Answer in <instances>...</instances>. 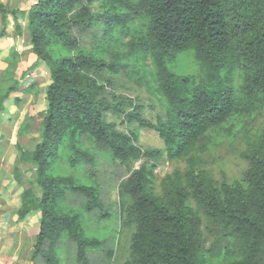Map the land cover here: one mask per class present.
I'll return each mask as SVG.
<instances>
[{"label":"trees","instance_id":"obj_1","mask_svg":"<svg viewBox=\"0 0 264 264\" xmlns=\"http://www.w3.org/2000/svg\"><path fill=\"white\" fill-rule=\"evenodd\" d=\"M0 12V34L7 13L21 31L19 8ZM27 17L51 76L38 140L20 156L40 190L24 189L16 212H41L30 264H116L119 236L100 234L111 218L130 234L125 264H264V121L250 129L264 114V0H37ZM188 51L200 74L170 68ZM10 57L0 116L21 87ZM148 58L163 99L153 118L128 93ZM144 130L164 147L143 146ZM249 130L247 168L219 182L206 150ZM165 154L186 169L159 177Z\"/></svg>","mask_w":264,"mask_h":264},{"label":"rangeland","instance_id":"obj_2","mask_svg":"<svg viewBox=\"0 0 264 264\" xmlns=\"http://www.w3.org/2000/svg\"><path fill=\"white\" fill-rule=\"evenodd\" d=\"M23 2L24 10L20 13L26 14L28 11L29 6H31L35 0H0V2L4 3L8 7H14L17 2ZM9 24V23H8ZM41 63V62H40ZM170 68L178 73L181 74H200L201 67L195 61L194 55L191 51L185 52L180 54L174 61L169 63ZM46 66L43 65V69H36L29 71L26 78H22L21 83L36 82L39 86L45 85L50 82V70L45 69ZM132 68L134 69V75L128 77V84L132 87L133 91L128 90V93H131L132 96L139 95L141 101L147 105L146 114L149 117L153 118V113L155 109L161 106V102L163 99L154 92L152 85L154 84L153 81V73H154V66L153 62L150 58L146 60V69L147 71H142L143 66L139 64H132ZM144 72V73H143ZM23 84L22 86H25ZM33 92H29L28 96H23V101L20 103H16L14 105V110L10 112V114H2L1 121H0V132L6 133V135H12L15 132V128L17 127V132L15 137L17 141L20 143L23 148H32L35 145V142L38 140V133L40 129V122L42 118V113L44 111L45 104H42V97L37 95V99L29 101L30 95ZM41 97V98H40ZM20 99L22 97H19ZM150 105L154 106L151 108ZM154 109V110H153ZM6 117V118H4ZM29 122L31 127H26L24 124L20 126L23 120ZM264 121V114L258 115L255 121L252 123L250 129L254 130L260 128ZM21 127V128H20ZM253 131L243 132L240 133L239 136L233 142H226L222 145H212L208 148L204 154L205 162L202 164L203 167L209 169L214 178L217 179L219 182L224 180L233 181L237 177H241L243 171L248 166V161L241 156V151L245 150L249 146L248 142V135H253ZM141 144L143 146L155 145L157 147H164V142L162 139L152 130H144L141 135ZM165 160H163L159 164L158 174L159 177L172 172L175 168H180V170H185L187 167V162L184 158H179L177 160H170L168 156L165 154ZM26 169V173L28 175V180L32 183L36 191L40 192L39 187L33 184V177H34V164L31 162L25 163L22 166ZM114 198H119V190L117 189L114 194ZM122 218L118 221L114 218H111L108 222V226L105 228L104 233L100 231V234L105 235H116L119 236L120 241V251H119V258L116 259V264H125V260L129 254V242H130V234H128L127 229L125 231L121 227ZM39 224L35 220L30 225V231L26 237L25 243L26 246H33L35 243V235L38 231ZM19 229L18 226L14 227ZM20 230V229H19ZM17 230V232L19 231ZM122 231L119 233V231ZM16 233V232H15ZM14 233L13 240L19 238L18 233L17 235ZM4 238L7 239L6 236ZM8 241V239H7ZM3 246L7 247L5 250L8 254L12 253L13 250L11 247L7 246L8 244H2ZM115 247H118L116 243ZM24 254H29V248L24 251ZM22 256L19 258H14L16 261H21L24 263L25 261L28 262V256ZM13 258V257H12ZM7 260V259H6ZM9 261V260H8Z\"/></svg>","mask_w":264,"mask_h":264},{"label":"crops","instance_id":"obj_3","mask_svg":"<svg viewBox=\"0 0 264 264\" xmlns=\"http://www.w3.org/2000/svg\"><path fill=\"white\" fill-rule=\"evenodd\" d=\"M36 1L37 0H35V2ZM23 4V2L19 1L12 8H19L21 13L24 10ZM30 7L31 6H29L28 11ZM28 11L26 12V14H24L25 17L20 13L18 15L19 20L22 24V29L19 32L16 30V20L14 16L12 15V13H7L6 32L5 34H0V82L2 73L6 68H8L9 62L11 60L10 51L12 50L16 51L17 74L15 77L18 78L20 83L22 78H26L30 69L34 71L36 69H43V65H45V69L50 70L46 62L38 60L37 55L32 50V44L29 40V33L27 29ZM1 29L2 13L0 12V33ZM22 71H28L24 77H20ZM32 83H35V85L29 89L27 88L29 84L21 83L20 89L12 92L10 97L5 101L6 109L2 110L1 113L10 114V112L15 108L14 105L23 101V96H28V93L31 91L33 92V94L30 95L29 101L31 100V98L32 100L37 99V95L43 96L42 104H45V109L46 100L44 87L48 83L41 86H39L35 81ZM23 84L26 85L22 86ZM19 97L22 98L20 99ZM1 117L2 114L0 116V121ZM23 121L26 122L25 119ZM23 121L21 122L20 126H22ZM25 126L28 127L27 125ZM16 132L17 127L15 128V132L10 136L6 135V133L4 132H0V264H30V256L33 246H26L27 244L25 243V241H27L28 243L29 241L25 240V237L30 232L27 231L29 230L30 225L35 222V220L39 224L41 219V212L38 210L30 212L20 220L16 216L17 209L21 204V193L24 189L30 187L32 184L28 180L26 169L22 167L24 165V162L28 163L29 161L20 160L22 150L30 148H23L21 145H19L20 143L15 137ZM16 167H18V171H16ZM16 226H18L20 230L14 228ZM17 230L19 231L17 232ZM14 233L16 235L18 233L19 238L13 240ZM4 236L7 237L8 241L6 238H4ZM2 244H8L7 246L9 247L12 246L11 249L13 250V254H8L5 251L7 247L3 246ZM27 248H29L28 255L24 254V251ZM25 255L28 256V262L25 261L24 263H22L20 260H15L16 258Z\"/></svg>","mask_w":264,"mask_h":264}]
</instances>
